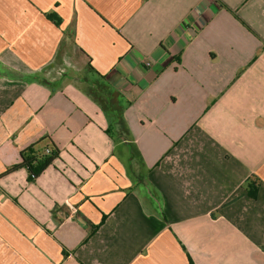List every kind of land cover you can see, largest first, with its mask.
Here are the masks:
<instances>
[{
    "label": "crops",
    "instance_id": "1",
    "mask_svg": "<svg viewBox=\"0 0 264 264\" xmlns=\"http://www.w3.org/2000/svg\"><path fill=\"white\" fill-rule=\"evenodd\" d=\"M0 264H264V0H0Z\"/></svg>",
    "mask_w": 264,
    "mask_h": 264
},
{
    "label": "trees",
    "instance_id": "2",
    "mask_svg": "<svg viewBox=\"0 0 264 264\" xmlns=\"http://www.w3.org/2000/svg\"><path fill=\"white\" fill-rule=\"evenodd\" d=\"M42 138L34 144L21 151V161L9 166L1 175H6L20 168H26L29 172L30 180H35L59 155L60 149L53 143L42 146ZM50 147V152H45V148ZM255 195V194H254ZM93 231V229H92Z\"/></svg>",
    "mask_w": 264,
    "mask_h": 264
},
{
    "label": "built area",
    "instance_id": "3",
    "mask_svg": "<svg viewBox=\"0 0 264 264\" xmlns=\"http://www.w3.org/2000/svg\"><path fill=\"white\" fill-rule=\"evenodd\" d=\"M50 150H51L50 147L45 148V152L47 153L50 152Z\"/></svg>",
    "mask_w": 264,
    "mask_h": 264
}]
</instances>
